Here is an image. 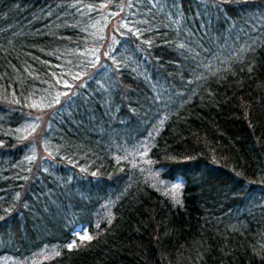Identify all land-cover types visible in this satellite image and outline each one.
I'll list each match as a JSON object with an SVG mask.
<instances>
[{"label": "trees", "instance_id": "obj_1", "mask_svg": "<svg viewBox=\"0 0 264 264\" xmlns=\"http://www.w3.org/2000/svg\"><path fill=\"white\" fill-rule=\"evenodd\" d=\"M253 1L0 0V264H264ZM34 111L42 149L88 184L31 171ZM75 221L91 238L70 245Z\"/></svg>", "mask_w": 264, "mask_h": 264}, {"label": "rangeland", "instance_id": "obj_2", "mask_svg": "<svg viewBox=\"0 0 264 264\" xmlns=\"http://www.w3.org/2000/svg\"><path fill=\"white\" fill-rule=\"evenodd\" d=\"M256 2H258V1H256ZM256 2L254 5H249V7L255 8V7H258V5L263 6V4H264V1H263V4H261V3L258 4ZM122 14H123V10L116 11L114 16L107 21V24L112 26L113 21H117L118 17ZM143 61H145V60L143 59ZM142 65H148V64L144 62ZM111 87L113 88L112 85H111ZM163 89L165 90V88H163ZM34 113H35L34 116L29 115L30 117L29 116L27 117L26 122L23 125L24 126L23 129L26 131H23V133L25 134V137H24L25 143H29L30 149L32 148L37 154L35 156V163L37 164V162H40V160L42 161L48 157L46 152L41 147V137L43 135V129L47 125L45 121H46V119H48L46 116L48 113H44L43 111H34ZM37 117H39V118H37ZM30 120H32V121H30ZM71 181L72 180H68L69 183ZM172 189L174 191L178 190L179 189L178 183L174 184ZM250 205H252V203H250ZM43 213H44V215L48 214V212H45V211ZM78 229H81V227L74 230V235L77 236V238L79 240H81V242H79V243H83L84 241H89V239L91 238V236H89V232L86 235L85 233H83L82 230H78Z\"/></svg>", "mask_w": 264, "mask_h": 264}, {"label": "snow or ice", "instance_id": "obj_3", "mask_svg": "<svg viewBox=\"0 0 264 264\" xmlns=\"http://www.w3.org/2000/svg\"><path fill=\"white\" fill-rule=\"evenodd\" d=\"M83 238V237H82Z\"/></svg>", "mask_w": 264, "mask_h": 264}]
</instances>
